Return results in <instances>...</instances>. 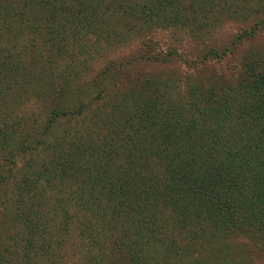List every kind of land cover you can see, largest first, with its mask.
Returning a JSON list of instances; mask_svg holds the SVG:
<instances>
[{"label": "trees", "instance_id": "1", "mask_svg": "<svg viewBox=\"0 0 264 264\" xmlns=\"http://www.w3.org/2000/svg\"><path fill=\"white\" fill-rule=\"evenodd\" d=\"M224 18L256 22L219 50ZM260 27L264 0H0V264H243L239 239L264 243ZM160 29L203 46L184 89L128 60L77 95L92 51L142 36L136 54L167 65ZM247 42L240 65L211 67Z\"/></svg>", "mask_w": 264, "mask_h": 264}, {"label": "rangeland", "instance_id": "2", "mask_svg": "<svg viewBox=\"0 0 264 264\" xmlns=\"http://www.w3.org/2000/svg\"><path fill=\"white\" fill-rule=\"evenodd\" d=\"M230 4V5H235ZM239 6L243 7V2H239ZM258 8V7H257ZM256 20H251L249 22L243 23L240 21H233L230 19H223V22L221 23H215V29H212L211 35L207 38V44L212 45V47H217L219 50L223 48H227L228 46L231 45L233 40L236 38L238 34H241L244 29H248V26H252ZM263 28V29H262ZM159 32L155 35L156 39L159 41V45H155L152 48V51L155 53L162 51V54H168L170 53L172 55V60L167 64H161V63H156L153 61H146L147 59L143 58L144 56H148L149 54L142 55L141 54H136L137 51H140L143 49L144 44H147V38H142V36L136 38L132 43L121 45L118 48H114L110 50L109 52H102V54L95 55L92 59V53L91 56L88 57V62L90 63L89 68L87 71L82 72V74L79 75H73L71 80L73 83L76 85L84 86L82 92L83 94H77L79 96H83L87 99L89 97L94 96L95 92L91 90L93 88V81L98 79V76L104 72L105 68L109 66V63H113L114 61L117 62H122L125 63L126 61L130 60L135 62L136 66L132 68V72L130 76H135L138 73H146L149 76H155L159 79H167V78H176V77H181L179 80H181V89H184V76L188 72V68L184 66V58H187L185 60H190L192 56H195L198 54V51L200 49H203V46L200 44L196 43L193 41V39L189 38L187 39V36L184 37V32L179 31L178 29L176 30H164L160 29L158 30ZM258 35V40L256 45L259 44H264V27H260V30L257 33ZM154 37V38H155ZM149 39V38H148ZM242 46L238 49L237 54L234 57H228L226 60H224L222 63H213L211 67L216 68V69H226L229 67H232L234 64H241V57H243L247 50L250 49V47L254 46V42L252 45L250 42L247 43H241ZM216 48V49H217ZM191 55V56H188ZM134 58H137V60H133ZM61 60L64 59H58L56 63L59 65L58 70L61 72V68L63 66V62ZM190 62V61H189ZM191 63V62H190ZM100 77V76H99ZM118 81H121L120 78H113L109 80L110 85L113 83H116ZM60 85H63L62 83ZM81 87V86H80ZM48 88V87H47ZM52 92H50L51 95ZM177 93V92H176ZM76 94V93H75ZM74 93L71 92V90L68 93V96L75 95ZM50 97V96H47ZM85 98V99H86ZM94 98V97H93ZM76 99V97H75ZM88 101V100H86ZM31 105L26 106L22 108L23 112L32 114V112L36 109L35 105L33 108V101ZM89 103V102H88ZM52 102L50 100H47L43 104V111L41 115H43V119L47 116H49V109H51ZM33 108V109H32ZM86 114L88 115L87 111L85 110ZM83 112V113H84ZM30 114V115H31ZM85 114V113H84ZM32 116V115H31ZM73 118V117H72ZM68 119V118H67ZM37 120V119H36ZM70 120V119H69ZM65 121V120H63ZM82 124L80 126H83L84 122L81 116H78L72 120V123L69 125L72 126L75 123L77 124ZM67 125V127L69 126ZM44 156H46L44 154ZM22 167V164L20 165ZM0 225L4 227V229L7 228V222L5 221L4 223L0 221ZM17 231V229L15 230ZM71 234H74V232L71 231ZM3 236V235H2ZM17 239H22V236L19 234ZM240 245L238 246V250L242 252L245 255V259L249 261L248 264H264V243H260L259 245L254 246L256 244L253 241H250L248 239H239ZM237 247V246H236ZM252 259V260H249ZM246 260L243 262V264L246 262Z\"/></svg>", "mask_w": 264, "mask_h": 264}]
</instances>
